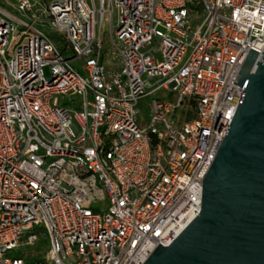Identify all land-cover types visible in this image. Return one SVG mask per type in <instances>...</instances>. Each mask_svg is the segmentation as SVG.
Instances as JSON below:
<instances>
[{"label":"built area","instance_id":"2783aa9c","mask_svg":"<svg viewBox=\"0 0 264 264\" xmlns=\"http://www.w3.org/2000/svg\"><path fill=\"white\" fill-rule=\"evenodd\" d=\"M18 8L30 21L0 7V264H27L37 228L50 249L35 264H144L201 211L249 79L234 82L264 50V0Z\"/></svg>","mask_w":264,"mask_h":264},{"label":"water","instance_id":"95a60500","mask_svg":"<svg viewBox=\"0 0 264 264\" xmlns=\"http://www.w3.org/2000/svg\"><path fill=\"white\" fill-rule=\"evenodd\" d=\"M250 49L235 84L249 79L203 180L199 215L144 264H264V50Z\"/></svg>","mask_w":264,"mask_h":264},{"label":"rangeland","instance_id":"374dc122","mask_svg":"<svg viewBox=\"0 0 264 264\" xmlns=\"http://www.w3.org/2000/svg\"><path fill=\"white\" fill-rule=\"evenodd\" d=\"M34 11L38 12H43L45 10V7L47 5L52 4L54 1L56 0H30ZM19 0H0V7L13 13L16 17L21 18V19H25L27 21H30L25 15H23L22 13L19 12ZM116 13L114 15L115 17V23H116ZM47 27V32L50 34V37H52L54 40H56L58 42V44H61V42L58 41L57 37H56V33L51 31V28ZM106 31L103 32L102 34V39L105 42V48H107L108 42V36L110 33V28L107 27L105 28ZM72 65L74 67H76L77 69H82V64L78 61H72ZM45 74L46 76H49V71L46 69L45 70ZM152 84V83H151ZM154 87H151L149 89V91H151ZM165 93V90H161L159 92L154 93L152 96H148L144 99H142L140 101L139 104V110H140V114L142 116H146L148 114L149 111V107H150V103L152 101V99L154 98H159L160 96H163ZM61 104L65 103V100L62 99ZM97 208H100L101 210L106 209L107 205L106 202H98L95 205ZM35 233L38 235V239L39 242L36 243L33 246H28L26 248H24V250H22L21 253L26 256V260H27V264H35L39 261H43L46 258V254L50 249V243H49V239L47 237L46 231L43 228H37L35 230Z\"/></svg>","mask_w":264,"mask_h":264}]
</instances>
